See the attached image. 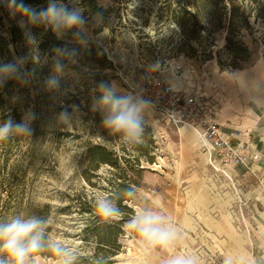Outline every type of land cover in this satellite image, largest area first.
<instances>
[{
	"label": "rangeland",
	"instance_id": "obj_1",
	"mask_svg": "<svg viewBox=\"0 0 264 264\" xmlns=\"http://www.w3.org/2000/svg\"><path fill=\"white\" fill-rule=\"evenodd\" d=\"M62 2L72 7L69 0ZM96 2L104 13L103 27L96 26L94 15L89 16L83 1L76 0V6L83 9L88 21L86 43H80L74 36L77 30L71 29L59 39L57 47L42 50L37 44L29 46L18 32L14 34L15 42L11 40V30L18 27L24 32L20 24L23 21L28 29L27 23L21 13L10 7V0H0V64L20 59L30 74L27 83L10 79L0 86V123L9 117L21 122L29 110L38 116L32 124L31 137L14 136L0 143V220L26 214L30 207L49 205L50 236L77 247L83 257L90 256L96 246L83 240L87 216L78 210L81 196L94 198L98 193H114L123 182L121 169L109 165H103L95 174L89 172L87 180L90 146L107 147L122 159L124 168L128 165L125 160L140 159L144 170L141 186L131 204L134 209L154 207L157 194L174 183L175 168L169 165L167 157L177 140V128L167 125L147 108L143 143L131 149L123 147L102 127L101 112L93 110L94 100L99 97L95 91L98 83H115L120 89L118 94H131L127 83H135L140 75L156 73L164 75L175 87L192 91L199 89L197 85L205 75H213L219 69L225 72L237 71L236 67L250 69L264 58V18L249 0L237 3L249 16V27L240 33L250 53L247 60L226 48V30L210 33V24L198 13L193 0ZM47 3L48 0L41 7L46 8ZM226 4L228 20L231 5L228 0ZM178 7L198 14L197 20H190L186 27L180 26L173 16ZM196 21L197 26L193 27ZM92 46L99 49L98 55L105 56L111 67L104 69L97 55L85 51ZM63 47L78 51L77 62L69 64L57 76L59 89L49 92L45 81L54 75V49ZM73 105L78 106L73 123L67 127L55 124L54 117L66 108L72 111ZM150 158L152 162L147 160ZM14 168L16 172L11 174ZM128 174L133 177L132 172ZM137 241V235L127 231L123 239L125 252L117 258L120 264H164L171 256V249L176 254L193 249L191 254L198 256L197 241L191 239H178L170 248L147 255L142 254ZM36 264H56V259L36 256Z\"/></svg>",
	"mask_w": 264,
	"mask_h": 264
},
{
	"label": "clouds",
	"instance_id": "obj_2",
	"mask_svg": "<svg viewBox=\"0 0 264 264\" xmlns=\"http://www.w3.org/2000/svg\"><path fill=\"white\" fill-rule=\"evenodd\" d=\"M72 7L62 0H48L47 7L36 11L24 0H10V7L27 17L28 24L43 27L58 38L62 39L71 29L80 43H86L88 37V21L83 15V9L76 6V0H69ZM96 26L105 24L104 13L98 11L93 16ZM24 38L29 46H35L36 36L26 28L23 21ZM78 51L75 48H56L53 57V73L45 81V88L49 92L59 89L57 76L62 74L69 64L77 62ZM23 60L0 64V86L10 79L28 82L30 76L24 70ZM99 93L94 100L93 110L102 114V127L105 131L118 139L125 148L131 149L143 143L146 120L144 113L149 101L139 95H120V89L115 83L101 81L95 88ZM78 106L73 105L72 111L67 108L54 117V123L65 127L74 121V114ZM38 119L37 114L29 110L21 122L9 117L0 123V143L8 141L14 136L31 137L34 129L33 122ZM136 189L132 186L118 192L98 193L94 197L95 215L101 221L123 218L126 214L118 205L122 198L135 199ZM49 220L37 214H17L7 220H0V264H36V254L49 252L56 258V264H82L85 259L79 249L70 243L53 239L49 233ZM124 228L135 233L138 246L142 254H150L155 250L168 249L180 238V232L170 219L161 211L150 206H141L128 215ZM110 257L96 256L90 264H109ZM164 264H200L199 257L188 253H178L170 256ZM221 264H264V244L249 255L246 251H237L222 258Z\"/></svg>",
	"mask_w": 264,
	"mask_h": 264
},
{
	"label": "crops",
	"instance_id": "obj_3",
	"mask_svg": "<svg viewBox=\"0 0 264 264\" xmlns=\"http://www.w3.org/2000/svg\"><path fill=\"white\" fill-rule=\"evenodd\" d=\"M205 76L197 87L214 105L222 131L234 143H251L260 160L252 171L228 167V178L212 169L197 133L181 127L167 157L174 185L153 202L177 227L179 240L197 241L200 264H221L228 254L251 255L264 244V58L250 69Z\"/></svg>",
	"mask_w": 264,
	"mask_h": 264
},
{
	"label": "trees",
	"instance_id": "obj_4",
	"mask_svg": "<svg viewBox=\"0 0 264 264\" xmlns=\"http://www.w3.org/2000/svg\"><path fill=\"white\" fill-rule=\"evenodd\" d=\"M47 0H24L25 4L30 7L37 8L36 11L44 9L41 7L45 4ZM85 8L88 11L89 16H93L96 12L101 9L98 7L96 0H82ZM239 0H228L231 5L230 8V18L227 20L226 10L227 4L226 0H193L196 3V8L198 13L204 15L207 23L211 26L210 33H217L220 31H227V45L226 48L237 57L242 58V60H247L250 58V53L248 47L241 40V29L244 27H249V16L243 10V8L237 4ZM246 1V0H243ZM254 4L255 9L259 12V15L264 18V0H249ZM179 9H174L173 16L175 21L182 27H186L190 20H197L198 14H192L186 7H178ZM27 23L28 29L36 36L37 45L42 50H51L59 45V39L51 32V30H45L43 27H34L28 24L27 17L24 16ZM196 21L194 26H197ZM204 28V27H202ZM16 32L24 39V32L18 28L14 27L11 30V40L15 42ZM15 36V37H14ZM196 38V37H195ZM3 44V43H2ZM89 54H95L98 56L99 63L105 69L111 67V64L107 61L105 56L98 55L99 49L96 46H92L89 49H85ZM237 70H243V68H237ZM8 81L5 83L7 84ZM88 166L85 171V175L90 172L95 174L103 165H109L112 168H120L122 171L123 182L120 184L115 192H118L124 188L132 186L136 189L141 186V178L143 173V168L140 164V159H134V163L130 160H125L128 164L127 167H121V158L109 150L107 147L102 145L90 146L87 151ZM149 162L153 161V158L147 159ZM136 165V166H135ZM129 166V167H128ZM16 168H14L11 174H15ZM128 172H132L133 177H130ZM87 180L89 177L87 176ZM133 199L122 198L118 201V205L125 212V216L119 221H101L95 215L94 208V198H89L81 196L79 200V212L81 215L87 216L86 225L82 230L83 240L86 243H94L96 246L95 251L90 256H85L82 264H90V261L96 256L110 257L109 264H120L117 258L125 252V245L123 244V239L127 235V231L124 228L125 221L128 215L134 212V207L131 205ZM26 214H37L50 219L51 207L45 205L40 208L30 207ZM52 228L49 225L48 233L50 235ZM36 256H42L45 258L56 259L53 254L49 252L37 253Z\"/></svg>",
	"mask_w": 264,
	"mask_h": 264
},
{
	"label": "built area",
	"instance_id": "obj_5",
	"mask_svg": "<svg viewBox=\"0 0 264 264\" xmlns=\"http://www.w3.org/2000/svg\"><path fill=\"white\" fill-rule=\"evenodd\" d=\"M128 90L149 101L148 108L177 129L189 127L197 133L209 164L217 173L229 178L227 168L243 166L248 171L260 160V155L251 143H234L232 136L222 131L217 112L202 90L185 91L177 89L161 74L140 75Z\"/></svg>",
	"mask_w": 264,
	"mask_h": 264
}]
</instances>
